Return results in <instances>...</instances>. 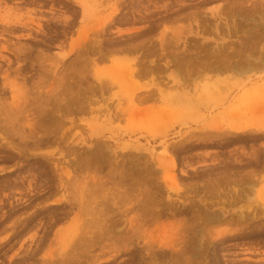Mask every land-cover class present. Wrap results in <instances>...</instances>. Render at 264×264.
I'll return each mask as SVG.
<instances>
[{"label":"rangeland","instance_id":"obj_1","mask_svg":"<svg viewBox=\"0 0 264 264\" xmlns=\"http://www.w3.org/2000/svg\"><path fill=\"white\" fill-rule=\"evenodd\" d=\"M0 264H264V0H0Z\"/></svg>","mask_w":264,"mask_h":264}]
</instances>
